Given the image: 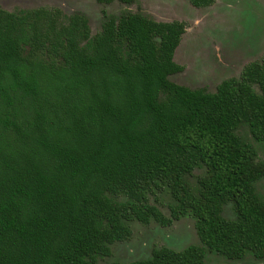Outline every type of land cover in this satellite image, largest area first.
Returning <instances> with one entry per match:
<instances>
[{
	"label": "trees",
	"instance_id": "obj_1",
	"mask_svg": "<svg viewBox=\"0 0 264 264\" xmlns=\"http://www.w3.org/2000/svg\"><path fill=\"white\" fill-rule=\"evenodd\" d=\"M184 27L128 13L90 37L81 14L0 8V264H97L129 237L122 218L166 222L146 203L159 182L174 217L193 214L202 243L264 257V201L252 186L264 163L234 131L245 122L264 142V65L247 63L213 93L176 84L168 75L181 68L172 56ZM199 163L195 195L185 175ZM118 193L128 201L109 197ZM227 201L233 220L220 215ZM204 254L161 247L113 264H204Z\"/></svg>",
	"mask_w": 264,
	"mask_h": 264
},
{
	"label": "rangeland",
	"instance_id": "obj_2",
	"mask_svg": "<svg viewBox=\"0 0 264 264\" xmlns=\"http://www.w3.org/2000/svg\"><path fill=\"white\" fill-rule=\"evenodd\" d=\"M188 3V4H187ZM49 6L59 8L64 15L74 12L84 13L89 20L91 33L99 31L102 11L119 16L125 12H140L157 20H183L187 29L182 35L176 62L184 69L169 75L170 80L213 91L224 78L237 77L243 65L249 61L262 60L264 56V0H215L207 7L197 8L188 0H133L130 4L117 1L98 3L96 0H0V7L8 10ZM204 41V42H203ZM207 43V48L202 49ZM198 48H201L197 50ZM193 78V82H191ZM236 132L245 141L251 142L257 151V160H264V147L249 135L246 125L241 124ZM204 171L197 166L187 175L189 183L195 187L196 178ZM257 194L264 198V180L255 183ZM151 204L156 205L169 216L173 199L165 184H160L146 192ZM118 202L128 201L123 193L109 194ZM223 216L233 217V209L226 204ZM131 227V235L124 241L111 245V255L97 256L98 264H112L114 261L127 262L147 258L152 248L168 246L182 249L189 244L201 245L190 214L173 220L168 226H161L155 220L143 224L136 219L126 221ZM264 264V258H255L246 253L240 259H227L206 249L204 264Z\"/></svg>",
	"mask_w": 264,
	"mask_h": 264
},
{
	"label": "flooded vegetation",
	"instance_id": "obj_3",
	"mask_svg": "<svg viewBox=\"0 0 264 264\" xmlns=\"http://www.w3.org/2000/svg\"><path fill=\"white\" fill-rule=\"evenodd\" d=\"M96 1H97L98 3H110V2H112V1H117V2L122 3V4H130L133 0H131V1H129V2H123V1H120V0H109V1H100V0H96ZM188 2H189L192 6H194V7H197V8H203V7H207V6L212 5V4L215 2V0H214L212 3H210V4H208V5H204V6H196V5L192 4L190 0H188ZM187 4H188V3H187ZM37 7H41V6H37ZM37 7H32V8H37ZM45 7H49V6H45ZM0 8H1V9H4V8H2V7H0ZM23 9L26 10V9H31V8H21V9H16V10H8V9H5V10H8V11H18V10H23ZM58 9H59V8H58ZM60 10H61V9H60ZM61 12H62V19L65 20V21H67V20L70 18V16H72V15H74V14H81V15H83V16L86 18V20H87V25H88V28H89V34H90V37H93L96 33H98V32L101 30L103 23H104L109 17H113L115 20H117V19H119L121 16H124V15H126V14H128V13H138V14H141V15L147 17V18L153 19V18H151V17H149V16H147V15H144L143 13H140V12H132V11H128V12H125V13L119 15V16H114V15H111V14L107 13L106 11H102V22H101L100 29H99V31H97L96 33L92 34V33H91V27H90V24H89L88 17H87L84 13H82V12H74V13H72V14H70V15L65 16L62 10H61ZM153 20H155V21H163V22H169V21L177 20V21L183 22V23L185 24L184 31H183V33H182L181 36H180V39H179L178 44H177L176 47L174 48L173 56H172L173 61H174L177 65L181 66V68H180L179 70L173 72V73H170L169 75H171V74H176V73H178V72H181V71L184 69V66H183L182 64H179L178 62H176L175 57H177V55H178L177 52H178L179 46H180L181 41H182V39H181V38H182V35L185 33V31H186V29H187V24H186V22L183 21V20H179V19H171V20H157V19H153ZM203 42H204V41H203ZM86 43H87V40H82L80 44H81V45H86ZM206 48H207V43L205 44V46L203 45L202 49L204 50V49H206ZM199 49H201V48H198L197 50H199ZM202 49H201V50H202ZM254 61H260V62H262L263 65H264V56H263V59H262V60H254ZM249 62H251V61H249ZM249 62H247V63H249ZM247 63H245V64L243 65V67H244ZM243 67L241 68V70H240V72H239V74H238L237 77H233V76H232V77H227V78H224V79H228V78H235V79H238L239 76H240V73H241V71H242V69H243ZM169 75H168V78H169ZM224 79H222V80H224ZM169 80H170V78H169ZM190 80H191V82H193L194 79L191 78ZM222 80H221V81H222ZM171 81H172V80H171ZM221 81H220V82H221ZM172 82H174V81H172ZM220 82L216 85V87H215V89H214L213 91H207V90H204V89H201V88H191V87H189V86H187V85L180 84V83H177V82H174V83L179 84V85H183V86H185V87H187V88H189V89H191V90H200V91H202V92L213 93V92L216 91L217 86L220 84ZM252 88H253L257 93H260V90H259V88H258V86H257L256 84H253V85H252ZM241 124L246 125V127H247V129H248V132H249V135L251 136V138H252L255 142L261 143V144L263 145V147H264V142H263V141H260V140H256V139L253 137V135H252L251 132H250L249 125H248L247 123H245V122H241V123H239L238 126L236 127V129L234 130L235 133L237 134V136L239 137V139H240L242 142L249 143V144L252 146V148H253V150H254V155H253V160H254V162H257V163H261V162H262V163H264V160H257V156H256V155H257L256 147H255L251 142L243 140V139L238 135V133L236 132L237 128H238ZM200 165L203 166L204 171H203L202 174H200V175L197 176V178H196V186L193 187V186L189 183V181H188V179H187L186 176L189 175V174H191V173L194 171V169H195L197 166H200ZM205 172H206V166H205L203 163H199V164H197V165H195V166L193 167V169L191 170L190 173H187V174L185 175V178H186V181H187V183H188V185H189V187H190V190H191V192L194 193L195 195L198 194V190H199L198 178H199L200 176H203V175L205 174ZM260 179H263V180H264V177L261 176V177H258L257 179H255L254 181H252V186H253V191H254V193L257 195V197H258L260 200L264 201V198H261V197L257 194V192H256V190H255V183H256L258 180H260ZM160 184H161V183L159 182V184H158L157 186H155V187H158ZM166 186H167V185H166ZM155 187H153V189H154ZM167 187H168V186H167ZM168 189H169V188H168ZM146 192H148V191H146ZM146 192H145V194H146V198H147V199H146V203L149 204V205H152V206L156 207V208L161 212V214H162V216L165 218L166 222H165V223H162V222H160L159 220H156V219L153 218V217H149L148 221H140V220H138V219H136V218H130V219L122 218V222H123L125 225H127V226L129 227V229H130V235H131L132 230H131V227L126 223V221H129V220L131 221V220H133V219H136L137 221H139V222H141V223H143V224H147V223H149L150 220H155V221L158 222L161 226H168V225H170V224L173 222V220L179 219L181 216H184V215H186V214H190V215L193 217V219H194V227H195V217L193 216V214H192L190 211H187L185 214H181V215H179V216H177V217H174V216H173L172 211H171V208L176 204V200H175V198L172 196L170 190H169V192H170V195H171V197H172L174 203L171 204L170 207H169V211H170L169 216L165 215V214H164V213H163V212H162V211H161L156 205L151 204V203L149 202V200H148V196H147V193H146ZM125 202H127V201H125ZM226 204H230L231 207H232V209H233V217H231V218H227V217L223 216V214H222L223 208H224V206H225ZM220 215H221L223 218L228 219V220H233V219H235V217H236V211H235L234 206H233V203H232L231 201H227V202H225V203L223 204V206H222V210H221V212H220ZM195 230H196V227H195ZM196 233H197V231H196ZM130 235H129V237H130ZM197 236H198V234H197ZM129 237H127V238H125V239H121V240H114L113 242L108 243V247H109L110 253H109L108 255L97 254V255L95 256V262H96V257H97V256H109V255H111V245H112V243H114V242H118V241H124V240L128 239ZM198 239H199L201 245H197V244H189V245H197V246H200V247H202V248L204 249V253H205V254H204V262H205L206 249H208V250H210V251H213V252H215L216 254L218 253V252L215 251L214 249H211V248H209L207 245H205L204 243H202V241L200 240L199 236H198ZM189 245H187L186 247H188ZM161 247H168V246L154 247V248H152L149 257H147V258H143V259H137V260H145V259L150 258L151 255H152V251H153V249H155V248L158 249V248H161ZM186 247H184V248H182V249H174V248H171V247H168V248H171V249L176 250V251H180V250L185 249ZM246 253H251L255 258H258V259L264 258V257H257V256H255L250 250H247V251L244 253V255H245ZM218 254L223 255V254H221V253H218ZM244 255H243V256H244ZM243 256H242V257H243ZM223 257H225V258H227V259H240V258H242V257H240V258H229V257H227V256H225V255H223ZM132 261H134V260H132ZM115 262H118V263H127V262H131V261H127V262L114 261L113 263H115ZM96 263H97V262H96ZM113 263H112V264H113ZM219 263H223V262H219ZM97 264H98V263H97ZM214 264H215V263H214ZM226 264H227V263H226Z\"/></svg>",
	"mask_w": 264,
	"mask_h": 264
}]
</instances>
